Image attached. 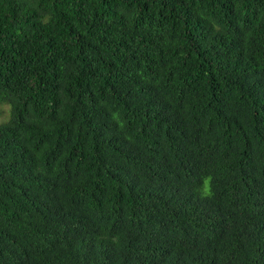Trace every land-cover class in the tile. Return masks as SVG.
Here are the masks:
<instances>
[{
  "label": "trees",
  "instance_id": "16d2710c",
  "mask_svg": "<svg viewBox=\"0 0 264 264\" xmlns=\"http://www.w3.org/2000/svg\"><path fill=\"white\" fill-rule=\"evenodd\" d=\"M0 264H264V0H0Z\"/></svg>",
  "mask_w": 264,
  "mask_h": 264
},
{
  "label": "rangeland",
  "instance_id": "374dc122",
  "mask_svg": "<svg viewBox=\"0 0 264 264\" xmlns=\"http://www.w3.org/2000/svg\"><path fill=\"white\" fill-rule=\"evenodd\" d=\"M3 108V114L0 116V123L2 124V122L7 121V117L9 115V110L10 107L8 105H2ZM7 119V120H6Z\"/></svg>",
  "mask_w": 264,
  "mask_h": 264
}]
</instances>
